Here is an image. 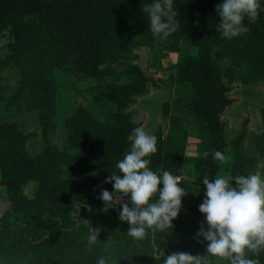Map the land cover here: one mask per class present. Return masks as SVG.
Segmentation results:
<instances>
[{
    "label": "trees",
    "instance_id": "1",
    "mask_svg": "<svg viewBox=\"0 0 264 264\" xmlns=\"http://www.w3.org/2000/svg\"><path fill=\"white\" fill-rule=\"evenodd\" d=\"M146 2L150 0H0V34L8 30L13 38L8 52L0 56V73L4 67L15 68L19 79L16 96L10 98L27 101V109L36 111L46 140L41 151L30 153L26 140L31 133L0 118V179L9 204L0 214L1 258L26 257L27 264H95L107 252L115 264H157L151 256L154 250L171 254L180 248L174 237L189 226L180 213L170 232H149L136 241L127 235V221L119 220L120 203L127 197L107 210L98 199L101 189L113 191L112 182L105 178L119 173L116 162L130 150L132 129L139 127L131 120V111L124 109L146 91L150 77L136 65L128 67L133 73L129 76L128 70L116 74L112 63L137 37L141 42L147 37ZM219 2L175 0L177 20L188 40L187 53L177 66L173 104H162V114L169 119L167 135L163 136L161 126L153 133L157 152L149 167L158 174L180 172L187 128L207 135L202 154L190 160V190L223 167L232 176L240 175L241 149L231 153L230 166L212 156L217 150L226 153L220 115L232 102L228 83L233 75L243 73L252 81H264V3L254 23L245 19L249 31L228 40L215 29ZM132 27H141L142 32L129 41ZM57 74L92 83L87 88L91 107L78 105L64 118L67 141L61 148L45 137L54 126ZM118 77L120 81H114ZM29 182L36 185L33 196L23 192ZM187 197L181 198V206ZM80 201L92 211L81 204L77 215L100 228L109 249L100 239L87 244L88 227L77 224L72 215L75 202Z\"/></svg>",
    "mask_w": 264,
    "mask_h": 264
},
{
    "label": "clouds",
    "instance_id": "2",
    "mask_svg": "<svg viewBox=\"0 0 264 264\" xmlns=\"http://www.w3.org/2000/svg\"><path fill=\"white\" fill-rule=\"evenodd\" d=\"M175 0H150L143 5L147 13L150 31L155 39L165 41L180 26L177 20ZM264 0H220L215 5L220 21L216 31L228 40L247 33L248 23H254ZM131 147L116 162L119 173L112 172L105 182H112L113 191L101 189L98 199L104 202V210L120 203L119 220L127 221V235L136 241L145 239L149 232L155 234L171 231L172 221L181 210V198L189 191L179 185L180 178L168 170L158 174L149 167L151 156L157 152V137L143 127L132 129ZM208 156V152L203 154ZM213 159L223 161L220 151L212 153ZM204 176V197L198 205L204 221L194 239L203 238V254L176 251L164 254L154 250L151 255L157 264H264V174ZM234 182V183H232ZM159 186V187H158ZM89 212L92 207L85 201L75 202L73 218L77 224L88 227L89 246L98 242L99 227H93L77 212L81 206ZM206 225V226H205ZM161 257L163 259L161 260ZM95 264H115L110 253L100 255Z\"/></svg>",
    "mask_w": 264,
    "mask_h": 264
},
{
    "label": "rangeland",
    "instance_id": "3",
    "mask_svg": "<svg viewBox=\"0 0 264 264\" xmlns=\"http://www.w3.org/2000/svg\"><path fill=\"white\" fill-rule=\"evenodd\" d=\"M262 6V5H261ZM149 26V25H145ZM143 26V27H145ZM181 25L173 32L165 41L155 39L150 31V28L145 27L148 35L144 41H139L138 37L135 39L127 51L118 61L113 62L116 74H122L128 70L129 66L136 65L144 75L150 77L147 81V89L140 95L135 96V101L124 109L125 112L131 111V120L138 122L139 127H143L146 131L153 134L158 126H161L163 136L167 135L169 127V119L162 114V104L164 101L173 104V97L175 96V77L177 74V66L182 61L184 54L187 53L186 45L188 40L184 37ZM141 27H132L129 41H132L136 33ZM180 29V30H179ZM127 36V37H128ZM8 30L0 34V56L8 52V43L12 42ZM152 44L155 45V49ZM161 44V46H159ZM121 53V52H120ZM119 53V54H120ZM124 54V55H123ZM228 64V61H226ZM127 75L133 74L128 70ZM115 74V75H116ZM126 75V76H127ZM233 81L228 83L227 95L232 99V102L226 106L220 115V120L223 124V138L226 143L225 162H228L234 154L236 148L241 149L238 158L241 161L240 175L255 172L257 174H264V120L262 117V110L264 108V81L259 78L252 81L245 76V74L233 75ZM19 74L15 68L4 67L0 73V118L5 122H15L19 124V128L24 133H31L27 138L26 146L30 153H37L46 145V140L43 131L40 127L36 111L27 109V101H19L10 98L12 95L16 96V87ZM57 91L55 98V111L53 117V128L49 129L45 137L49 138L51 145L55 147H63L66 143L65 125L64 121L68 115H71L78 105L91 107L88 85L92 83L87 80L77 81L75 77L71 78L56 75ZM63 78V79H61ZM121 77L114 81H120ZM77 82H74V81ZM226 82L225 78H222ZM76 83V84H73ZM15 94V95H14ZM12 96V97H13ZM10 103H6L8 98ZM16 100V101H15ZM92 102V101H91ZM188 132L185 135L183 145V158L180 172L173 174L180 177L179 185L187 187L189 185L188 172L193 170L190 160L199 158L202 154V149L207 135L198 129L187 128ZM238 149V150H239ZM245 159V161H244ZM229 169L220 170L214 176H227ZM4 189L3 180L0 179V214L8 207V201L2 194ZM36 185L34 182H29L24 185L23 192L27 196H33ZM187 199L181 206L180 214L189 225L188 228L174 237L176 242H179L178 251H185L192 254H203L205 251V242L194 239V236L204 221V214L198 210V205L202 202L204 197V185L199 181V186L195 189H188ZM121 201V198L118 199ZM190 226H194L196 230H192ZM206 226V225H205ZM106 243L105 249H109V241L105 238L101 239ZM0 264H27L26 257L16 258H1ZM219 264H226V262H219Z\"/></svg>",
    "mask_w": 264,
    "mask_h": 264
},
{
    "label": "built area",
    "instance_id": "4",
    "mask_svg": "<svg viewBox=\"0 0 264 264\" xmlns=\"http://www.w3.org/2000/svg\"><path fill=\"white\" fill-rule=\"evenodd\" d=\"M178 178H180V177H178Z\"/></svg>",
    "mask_w": 264,
    "mask_h": 264
}]
</instances>
